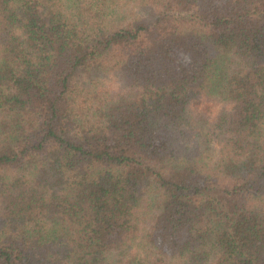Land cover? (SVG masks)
Returning a JSON list of instances; mask_svg holds the SVG:
<instances>
[{"label": "trees", "instance_id": "16d2710c", "mask_svg": "<svg viewBox=\"0 0 264 264\" xmlns=\"http://www.w3.org/2000/svg\"><path fill=\"white\" fill-rule=\"evenodd\" d=\"M0 264H264V0H0Z\"/></svg>", "mask_w": 264, "mask_h": 264}, {"label": "rangeland", "instance_id": "374dc122", "mask_svg": "<svg viewBox=\"0 0 264 264\" xmlns=\"http://www.w3.org/2000/svg\"><path fill=\"white\" fill-rule=\"evenodd\" d=\"M193 100L194 101L191 103L190 108L195 113H203L204 109L207 108V104H211V106H213V101L205 98H196Z\"/></svg>", "mask_w": 264, "mask_h": 264}]
</instances>
